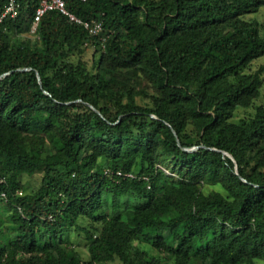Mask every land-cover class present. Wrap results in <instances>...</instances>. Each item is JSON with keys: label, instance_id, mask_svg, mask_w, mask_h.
Masks as SVG:
<instances>
[{"label": "trees", "instance_id": "trees-1", "mask_svg": "<svg viewBox=\"0 0 264 264\" xmlns=\"http://www.w3.org/2000/svg\"><path fill=\"white\" fill-rule=\"evenodd\" d=\"M16 1L0 264H264V0H64L103 37L55 10L30 34L39 0Z\"/></svg>", "mask_w": 264, "mask_h": 264}, {"label": "built area", "instance_id": "built-area-1", "mask_svg": "<svg viewBox=\"0 0 264 264\" xmlns=\"http://www.w3.org/2000/svg\"><path fill=\"white\" fill-rule=\"evenodd\" d=\"M80 2H85L86 0H78ZM16 0H7L4 10L0 14V21L7 16L15 17L18 14V6ZM55 10L59 13L65 15L69 20L81 25L90 35H99L101 37L103 34L102 21L97 18L93 19H83L75 15L71 10H69L65 4L64 0H39V3L35 9L33 18L30 23V33H35L40 18L47 11ZM104 173H109V170H104ZM117 174H121L117 171ZM131 174H128L130 176ZM3 194V193H2Z\"/></svg>", "mask_w": 264, "mask_h": 264}, {"label": "rangeland", "instance_id": "rangeland-1", "mask_svg": "<svg viewBox=\"0 0 264 264\" xmlns=\"http://www.w3.org/2000/svg\"><path fill=\"white\" fill-rule=\"evenodd\" d=\"M247 17L249 19H257L258 21L264 22V4H262V6L259 8V10L257 12L251 13ZM91 52H92V49H88V51L85 54V58L86 59L90 58ZM262 62H264V55L259 57L256 60H254L251 65L255 66L256 64H260ZM261 93H262V96L260 97V101L264 103V85L262 87ZM247 112H251V111L247 110ZM240 113H242V111ZM165 171H166L167 174H171L170 171H167V170H165ZM22 180L25 183L26 187L29 189V188L34 187V186H36L38 184L39 175H34V176L25 175V176L22 177ZM71 238L75 242H77V241L80 242V244L76 248L81 253V256L83 258H88V251L86 249V246L84 245V242L80 241V239L77 237L76 234H73ZM143 247L146 248L149 251V253H153V254L155 253L156 254L155 250H153L151 248H148V247H145V246H143ZM105 264H118V263H117V261H114V262H107ZM195 264H199V263L197 262Z\"/></svg>", "mask_w": 264, "mask_h": 264}, {"label": "water", "instance_id": "water-1", "mask_svg": "<svg viewBox=\"0 0 264 264\" xmlns=\"http://www.w3.org/2000/svg\"><path fill=\"white\" fill-rule=\"evenodd\" d=\"M37 78H38V82L40 83V76H39V74L37 73ZM196 147H193V148H191V149H188V150H193V149H195Z\"/></svg>", "mask_w": 264, "mask_h": 264}]
</instances>
